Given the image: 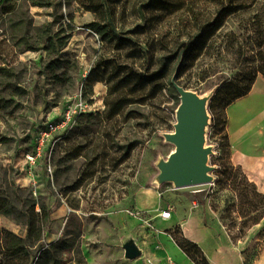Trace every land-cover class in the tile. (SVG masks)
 Instances as JSON below:
<instances>
[{"label": "rangeland", "instance_id": "374dc122", "mask_svg": "<svg viewBox=\"0 0 264 264\" xmlns=\"http://www.w3.org/2000/svg\"><path fill=\"white\" fill-rule=\"evenodd\" d=\"M141 1L146 3V0H117L116 19L118 24L124 25L125 31L136 24L145 25L146 20L133 11L134 5L139 6ZM52 2V8L33 7L27 0H8L6 5H0V167L8 169V178L15 180L21 189L48 206L51 219L42 248L33 250L28 264H80V260L82 264H136V261L123 259L120 246L122 235L130 233L138 238L145 251L143 264H180L176 241L182 239V235L185 237L181 226L191 213H197L207 226L216 224L219 228L217 238L229 244L256 242L254 248L238 252L246 255L245 264H252L261 252L264 228L248 238L251 228L263 219L256 225L242 226L239 213L246 209L241 200L245 185L234 187L228 180L229 175L225 174L227 168L230 172L228 162L232 153L226 136H229V123L234 122L255 124L249 134L252 141L258 143L262 137L256 124L264 123V76L258 75L253 90L246 97L226 109L220 104L217 110H211L214 123L217 120L226 122L218 128H209L208 145L214 147L210 157V165L215 167L214 182L180 189L172 184L155 187L152 181L158 173L156 162L159 158H167L174 149L162 135L174 130L179 103L177 92V100L163 90L143 105L127 107L121 116L111 120L107 115V84L97 82L87 86L84 76L97 62L115 56L120 63L140 73L152 59L154 64L150 72L158 70L159 58L167 55L161 49V39L168 32L175 33L177 19L172 22L173 18L156 14L155 27L134 37L140 50L147 51L153 44L155 49H150L147 55L140 51L133 57L125 51H111L101 44L100 38L87 28L97 20L96 16L84 10L79 2ZM13 5H16L15 13L6 14ZM208 6L213 7L212 3ZM257 13L241 16L220 34L210 59L204 61V67L215 62V71L198 86L193 84L192 90L196 89L201 95L216 94L223 83L239 75L243 60L236 51L227 48L230 32H236L235 41L239 45L263 44L264 53V15L260 29L254 18ZM145 17L147 21L151 17L147 10ZM25 19H31L34 26L54 23L56 31L62 26L72 35L69 46L56 56L61 62L56 73L63 77V82L51 78L44 51H24L25 46L18 44L21 33L13 31V25ZM262 59L264 64V56ZM188 78L187 74L181 81ZM190 81L195 83L196 77L192 75ZM79 94L94 104L95 111L78 118L57 141L50 156L51 173L45 168L48 158L31 165L27 156L36 153V137L42 124L55 116L58 118L53 121H59L68 104ZM133 96L142 97L139 92ZM262 140L264 142V138ZM76 148L81 151L78 158ZM29 174L40 184L37 188L32 177L27 178ZM256 189L258 191L257 186ZM247 191L254 200L252 187L248 186ZM147 202H155L156 209L147 206ZM165 210H171L170 219L161 218ZM255 215L256 211H252L249 217ZM10 220L15 224L16 233L25 236L26 229ZM162 220L170 226L161 229ZM0 224L3 225L2 221ZM177 228L182 234L176 232ZM58 242L62 244L52 247Z\"/></svg>", "mask_w": 264, "mask_h": 264}, {"label": "trees", "instance_id": "16d2710c", "mask_svg": "<svg viewBox=\"0 0 264 264\" xmlns=\"http://www.w3.org/2000/svg\"><path fill=\"white\" fill-rule=\"evenodd\" d=\"M76 1L84 10L96 16L97 20L89 23L87 28L100 38L101 44H105L111 51L116 53L125 51L133 57H136L140 51L147 55L150 49H155L153 44L149 46V51L140 50L134 37L141 36L155 27V20L158 18L156 14L160 13L163 17L167 15L169 18H173L172 22L176 18L178 22L174 26L175 33L168 32L161 39V49L167 55H161L159 58L158 70L150 72V68L154 64L152 59L145 71L140 73L134 67L120 63L116 56L101 60L90 69L84 78V84L87 86L97 82L107 84V115L111 120L121 116L127 107L135 104L143 105L148 99L154 98L163 90L174 95L177 100L176 90L171 82L175 73H177L176 79L187 89H193V84L198 86L207 79L211 75L210 72L215 71L216 63H208L207 67H204V61L210 59V52L215 47L216 39L236 19L239 20L238 18L241 16H249L258 12L253 17L257 18L255 21L259 24L257 26L260 29L263 27L264 0H146V3L141 1L139 6L134 5L133 11L135 15L139 13L146 23L145 25L136 24L133 29L126 31L124 25L118 24V19H116L115 4H117V0ZM7 2L8 0H0V5H6ZM27 2L30 6L38 8L54 6L52 0H27ZM209 3H212L213 7L208 6ZM15 6H10L6 14H14ZM140 6L141 10L139 11ZM145 10L151 14L149 21L145 17ZM54 26V23L34 26L31 19H25L14 23L13 31L21 33L18 44L22 43L25 46L24 51L42 50L45 52L46 59L49 60L46 67L51 70V78L63 82V77L56 73L61 64L56 56H59L69 46L72 35L67 33L62 26L57 31ZM254 29L257 32V28ZM235 34L236 32L233 31L228 35L227 48L236 51L243 60L240 73L236 78L223 83L215 92L216 94L213 95L209 103L210 114L211 110H217L220 104L226 109L235 101L249 95L258 75L264 76L263 44L257 46L239 45L235 41ZM171 42H173L172 45ZM220 48L219 45L217 49ZM248 52H251L249 57L246 56ZM187 74L189 78L181 81ZM192 75L196 77L195 83L190 81ZM195 91L197 90L195 89ZM137 92L141 94V99L133 96ZM144 96L145 98H143ZM222 123L217 120V123L211 124V128L214 126L218 128ZM224 123L226 125V122ZM221 131L219 130V132ZM226 143L227 146H230L227 136ZM76 149L78 153L75 156L78 158L81 156V151L79 148ZM228 167L230 172L227 168L225 174L229 175L228 180L233 186L245 185L241 191V200L246 209L239 213V217L243 219L242 226L258 224L264 216V195L257 191L255 184L247 178L241 167L235 166L232 161L228 162ZM8 177V169L1 166L0 217L10 218L17 225L23 226L26 229V236L15 234L0 224V264H28L32 258L33 250L42 248L46 226L51 222L50 211L44 202L37 201L21 189L15 180H10ZM248 186L254 190V200L250 199L247 191ZM252 211H256V215L249 217ZM176 232L182 234L180 228H177ZM61 244L62 242H58L52 247ZM176 245L194 264H210L201 247L183 235L182 239L176 241ZM78 263L82 264L83 261L80 260Z\"/></svg>", "mask_w": 264, "mask_h": 264}, {"label": "water", "instance_id": "95a60500", "mask_svg": "<svg viewBox=\"0 0 264 264\" xmlns=\"http://www.w3.org/2000/svg\"><path fill=\"white\" fill-rule=\"evenodd\" d=\"M172 77V84L179 96V104L175 110L174 130L163 133L166 143L174 149L167 158H159L156 162L157 175L152 184L160 187L172 184L175 189L201 186L214 182L215 167L210 165V157L214 147L208 145V133L212 124L209 103L214 93L201 95L197 91L187 89ZM125 261H136L144 252L133 234L124 235L120 240Z\"/></svg>", "mask_w": 264, "mask_h": 264}, {"label": "crops", "instance_id": "0c3cea01", "mask_svg": "<svg viewBox=\"0 0 264 264\" xmlns=\"http://www.w3.org/2000/svg\"><path fill=\"white\" fill-rule=\"evenodd\" d=\"M254 125L255 124L252 123H234V122L229 123L228 138L232 150L231 161L235 166L241 167L243 173L247 176V178L252 183H254L255 186H257L258 191L261 194H264V158H263L264 142L262 140L264 138V123L256 124L257 126L256 129L258 130L259 135L262 136L260 137L258 143L257 141H252L249 138L250 129H252ZM27 175L28 174H26V176ZM29 176L30 177H27L29 180L32 177L31 180L33 179L34 181H36L35 180L36 178H33L32 174H29ZM37 177H39V175ZM36 182L38 183V181ZM146 205L152 206L153 210L156 209L157 207L155 202L153 204H149V202H147ZM171 217H172V213H171ZM2 218H5V220H3ZM1 221L3 223L2 227L17 234L16 230L14 229L15 224L10 219L1 216L0 222ZM166 223L168 222H166L165 220H162L160 222L161 229L170 226L169 223L168 224ZM181 227L183 229L182 231L185 237L201 247L207 259L209 260L210 264H245L244 259L246 255L239 253L245 252V248H254L256 245V242L250 244L245 243L241 245H235L233 243L229 244L225 242V240L223 239H218L217 237H218L219 228L216 226V224H212V227L205 225L197 213H191V215L187 219H185L184 222H182ZM263 228H264V218L261 223L251 228L248 239L254 237L259 232V230H262ZM123 236L124 235H122V237ZM134 237L138 240V238L135 235ZM138 243L140 244L139 240ZM141 248L143 249L142 246ZM178 250L179 253L181 254V256L178 255V260L180 264H194L179 249V247ZM143 252H144L143 254L144 256L145 255L144 249ZM142 257L136 260V264H141V263L143 264V261H141ZM252 264H264V243L261 252L257 256V258L253 261Z\"/></svg>", "mask_w": 264, "mask_h": 264}, {"label": "built area", "instance_id": "2783aa9c", "mask_svg": "<svg viewBox=\"0 0 264 264\" xmlns=\"http://www.w3.org/2000/svg\"><path fill=\"white\" fill-rule=\"evenodd\" d=\"M95 36L98 38L96 34ZM87 74L88 73H86L84 78ZM94 111V104L85 99L82 94H79L68 104L65 112L60 116L59 121H53L54 118H58L55 116L52 120L42 124L43 128L38 131L36 138V153L34 155L27 156L29 163L34 165L38 160H47L48 158L45 163V168L47 172L51 173L52 167L50 164V156L57 141L60 140L63 134H66L74 124H76L78 117L90 114ZM61 133L62 135L59 136ZM33 184L35 185V188H37L36 186H38V183L34 181ZM160 216L163 219H170L171 210L163 211Z\"/></svg>", "mask_w": 264, "mask_h": 264}, {"label": "bare ground", "instance_id": "6f19581e", "mask_svg": "<svg viewBox=\"0 0 264 264\" xmlns=\"http://www.w3.org/2000/svg\"><path fill=\"white\" fill-rule=\"evenodd\" d=\"M261 112V111H260ZM264 114V112H262ZM264 117V116H263Z\"/></svg>", "mask_w": 264, "mask_h": 264}]
</instances>
